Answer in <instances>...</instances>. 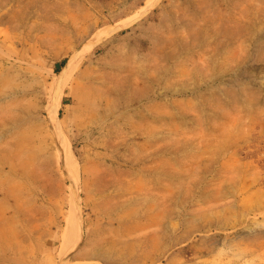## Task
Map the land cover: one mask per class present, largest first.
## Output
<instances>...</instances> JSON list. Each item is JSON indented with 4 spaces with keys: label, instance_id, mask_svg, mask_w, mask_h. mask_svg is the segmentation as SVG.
Listing matches in <instances>:
<instances>
[{
    "label": "rangeland",
    "instance_id": "obj_1",
    "mask_svg": "<svg viewBox=\"0 0 264 264\" xmlns=\"http://www.w3.org/2000/svg\"><path fill=\"white\" fill-rule=\"evenodd\" d=\"M147 1L0 0V264H264V0Z\"/></svg>",
    "mask_w": 264,
    "mask_h": 264
},
{
    "label": "bare ground",
    "instance_id": "obj_2",
    "mask_svg": "<svg viewBox=\"0 0 264 264\" xmlns=\"http://www.w3.org/2000/svg\"><path fill=\"white\" fill-rule=\"evenodd\" d=\"M159 0H148L145 9H150L158 3ZM117 28V27H116ZM115 31V27L98 30L96 31L89 40L77 49L70 56L69 61L64 66L61 72L51 71V77L48 86H51V91L49 94V107L48 114L51 126L57 133L60 142V153L61 160L68 169L72 178V202H71V213L68 219L67 228L64 233V244L63 247H69V250L75 249L84 235L83 219L79 208L80 201V174L76 168V163L78 158L72 148V145L65 135L62 129L60 108L63 105L64 93L66 87L72 81L76 71L88 54L97 47L105 38L111 35ZM100 92V91H99ZM81 205V204H80ZM80 209V210H79ZM68 250V251H69ZM66 252H63L65 255ZM80 264V263H79Z\"/></svg>",
    "mask_w": 264,
    "mask_h": 264
},
{
    "label": "trees",
    "instance_id": "obj_3",
    "mask_svg": "<svg viewBox=\"0 0 264 264\" xmlns=\"http://www.w3.org/2000/svg\"><path fill=\"white\" fill-rule=\"evenodd\" d=\"M66 64H67V58H65L61 62L57 63V65L55 67L56 72H61Z\"/></svg>",
    "mask_w": 264,
    "mask_h": 264
}]
</instances>
